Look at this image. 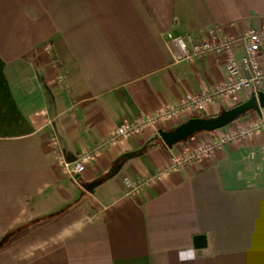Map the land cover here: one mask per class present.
<instances>
[{
  "label": "crops",
  "instance_id": "0c3cea01",
  "mask_svg": "<svg viewBox=\"0 0 264 264\" xmlns=\"http://www.w3.org/2000/svg\"><path fill=\"white\" fill-rule=\"evenodd\" d=\"M211 28L264 34V0H0V264H264V132L164 172L264 109L171 148L158 131L178 123L109 142L229 81L221 58L184 60L166 39ZM249 96L216 98L214 114ZM52 134L70 160L92 153L79 179L56 165Z\"/></svg>",
  "mask_w": 264,
  "mask_h": 264
},
{
  "label": "built area",
  "instance_id": "2783aa9c",
  "mask_svg": "<svg viewBox=\"0 0 264 264\" xmlns=\"http://www.w3.org/2000/svg\"><path fill=\"white\" fill-rule=\"evenodd\" d=\"M166 39L176 45L184 60L195 61L205 55L217 56L222 59L229 81L218 87L197 93H183L177 106H169L155 114L139 118L133 122H124L109 139L116 143L131 135L140 133L147 127H156L164 122L178 123L189 118H206L214 116L213 101L216 98L235 99L240 92L257 94L264 92V69L260 63V49L264 42V34L248 31L241 36L224 35L220 28L208 29L204 36L197 39L191 34L173 36L170 33ZM239 50L241 53L238 54ZM264 132V120L255 118L246 124L237 126L217 142L197 144L178 157H173L164 172L171 173L192 162L208 159L222 146L225 141L236 139H251ZM49 148L54 153L56 165L73 180L85 171L86 165L92 160V153L85 152L75 159H68L60 147V141L55 134L49 138Z\"/></svg>",
  "mask_w": 264,
  "mask_h": 264
},
{
  "label": "water",
  "instance_id": "95a60500",
  "mask_svg": "<svg viewBox=\"0 0 264 264\" xmlns=\"http://www.w3.org/2000/svg\"><path fill=\"white\" fill-rule=\"evenodd\" d=\"M264 109V92H258L256 95L251 94L245 101L237 103L236 105L222 110L220 113L206 117V118H189L180 123L170 131H158V136L162 143L167 147L186 141L194 134L201 132H212L224 128L225 126L233 123L234 121L245 116L247 112L252 111L258 115ZM130 156V155H127ZM135 156V155H134ZM118 168L114 169V173ZM107 177H103L97 181L90 183L87 188L93 191L98 185L105 181ZM194 248H202L206 245L205 235H196L193 238Z\"/></svg>",
  "mask_w": 264,
  "mask_h": 264
},
{
  "label": "trees",
  "instance_id": "16d2710c",
  "mask_svg": "<svg viewBox=\"0 0 264 264\" xmlns=\"http://www.w3.org/2000/svg\"><path fill=\"white\" fill-rule=\"evenodd\" d=\"M249 113H252V111L247 112L246 115L249 114ZM143 151H144L143 149H140V150L137 151L135 154H136V155H137V154H141ZM115 165H117V164H115ZM115 165H114V166H115ZM67 210H68V209L61 210L60 212L56 213V214L53 215L52 217H58V216H61V215L64 214ZM46 219H47V218H43V219H41V220L33 221L30 225H28V227L34 226L35 224L40 223V222H42V221H44V220H46ZM28 227L26 226L25 228H28Z\"/></svg>",
  "mask_w": 264,
  "mask_h": 264
},
{
  "label": "rangeland",
  "instance_id": "374dc122",
  "mask_svg": "<svg viewBox=\"0 0 264 264\" xmlns=\"http://www.w3.org/2000/svg\"><path fill=\"white\" fill-rule=\"evenodd\" d=\"M29 86H30V88H31V90H32L33 92H35V89H37V90L40 89L39 86H36V82H35V81L33 82V85H30V84H29ZM30 88H29V89H30ZM229 108H230V107H229ZM227 109H228V108H227ZM217 114H218V113H217Z\"/></svg>",
  "mask_w": 264,
  "mask_h": 264
}]
</instances>
